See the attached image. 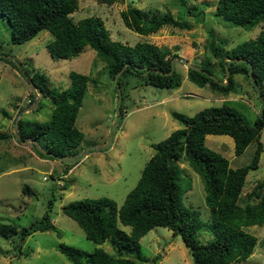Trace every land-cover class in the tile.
Listing matches in <instances>:
<instances>
[{
  "label": "rangeland",
  "instance_id": "obj_1",
  "mask_svg": "<svg viewBox=\"0 0 264 264\" xmlns=\"http://www.w3.org/2000/svg\"><path fill=\"white\" fill-rule=\"evenodd\" d=\"M186 2L197 4L202 12L198 16L187 14L181 0H116L111 4L97 0H78V7L71 15L75 20L86 15H98L104 20L113 39L129 44L148 40L172 52L177 51L176 55L195 65L208 58L213 63L215 74L225 78V73L218 64V57H214L207 47L211 37L208 30L212 29L216 41L223 45L225 51H229L237 43L256 37L264 27V19L251 28H245L215 15L217 0ZM128 4L149 13L170 11L175 17L187 19L192 27L180 29L164 25L156 32L141 34L127 27L121 18L120 10ZM50 39L52 34L43 29L30 40L13 43L10 39V25L6 18L0 16V134H5V137H0V222L14 224L20 230L41 220L48 211L59 231L35 230L23 240L18 234L20 232L9 237L0 235V264H74L59 249L58 243L61 241L88 251L100 246L112 254H119L109 239L96 243L87 238L79 224L62 211V204L76 198L108 196L120 205L154 152L152 144L182 126L172 116L173 110L192 115L206 106L226 103L237 108L252 124L263 106L247 75L235 73L234 88L224 95L208 85L199 86L190 80L188 66L175 60V69L180 72L182 79L180 86L176 88L145 84L142 78L133 75L126 78L122 87L124 112L119 123L110 132L117 106V88L107 71L106 63L88 45L74 57H53L46 46ZM5 58L11 59L14 64ZM17 63H20L28 75L34 69L44 73L49 87L53 89L69 87L71 71L89 75L86 92L75 119V125L84 133L81 143L76 147V153H85L69 163L71 167L65 176L59 173L61 169L64 172L65 162L56 161V157L40 156L36 151L38 156L28 154L24 145L34 149L31 142L15 144L20 147L18 152L11 148L14 136L21 142L13 131L18 111L34 103L36 97L40 96ZM32 98H35L34 101L29 103L28 100ZM16 101L21 108L14 112V119L9 122L3 115V110L13 109ZM52 107L49 96H40L36 108L21 113L23 129L28 131L30 128L27 121L49 120ZM110 134L111 141L105 148H88L91 144H105ZM259 139L263 144L259 165L249 169L246 175L243 191L238 199L241 204L246 202L250 189L258 181L264 180V127ZM205 145L220 152L229 159L230 166L236 167L250 161L256 141L250 142L240 154H235L234 141L230 135L208 133L205 135ZM52 160L55 166L52 165ZM179 164L183 168L182 175L189 179L191 185L182 196L183 202L198 208L200 218L205 222L209 221L211 215L205 202L200 174L186 160ZM58 180H67L68 187L63 189ZM25 184L34 192L24 193L22 186ZM52 195L54 199L48 206ZM118 224L127 232L130 230L129 225L121 222ZM245 229L257 237L256 245L246 259L233 264H264V223L249 225ZM196 237L204 242L211 239L213 234L203 226L197 231ZM140 243L142 253L148 260H137L139 264L192 262L191 253L182 237L173 234L166 226H153L141 236ZM129 256L135 258L133 254ZM155 257L156 261L153 262Z\"/></svg>",
  "mask_w": 264,
  "mask_h": 264
},
{
  "label": "trees",
  "instance_id": "obj_2",
  "mask_svg": "<svg viewBox=\"0 0 264 264\" xmlns=\"http://www.w3.org/2000/svg\"><path fill=\"white\" fill-rule=\"evenodd\" d=\"M97 1L111 4L116 0ZM181 3L189 15L198 16L202 12L195 3L188 4L186 0H181ZM77 7L78 0H0V16L6 18L10 25V39L13 43L30 40L39 31L46 29L52 34L46 46L53 57H74L88 45L106 63L107 71L113 79L116 72L126 64L118 78L121 88L130 75L142 78L145 84L168 88L180 86L181 74L175 65L174 70L167 74L154 70L158 68L169 71L170 60L177 51L172 52L148 40L129 44L113 39L100 16L91 14L75 20L71 13ZM214 13L233 24L251 28L264 19V0H217ZM120 15L127 27L141 34L156 32L164 25L180 29L192 27L187 19L175 17L170 11L149 13L132 4L121 9ZM208 31L211 37L207 47L214 57H218V64L224 73L226 56L243 58L244 61L227 60L229 75L226 84L223 83L225 78L215 74L213 63L208 58L197 65L207 70V73L188 67L189 79L199 86L208 85L227 95L234 88L233 75L242 73L249 77L251 64L264 97V27L256 37L237 43L229 51H225L223 45L216 41L212 29ZM29 76L32 85L38 86L44 95L50 97L52 115L47 121H27L30 123L28 131L23 129L20 117V137L36 138L46 150L52 152L51 155L44 154L31 143L43 157L75 154L84 136L75 125V119L86 92L89 75L71 71V85L62 89L50 88L47 77L38 70L34 69ZM123 97L122 93V100ZM34 99H29V103ZM122 100L119 118L124 112ZM171 114L182 126L152 144L154 152L120 205L108 196L76 198L62 204V211L79 224L87 238L96 243L109 239L120 252L112 254L100 246L88 251L59 242V249L74 264H139L137 260H148L142 253L140 238L155 225L166 226L173 234L182 237L192 256L191 264H233L251 254L257 237L245 227L264 223V180L258 181L250 189L246 202L241 204L238 199L249 169L259 165L263 150L259 138L264 127V103L252 124L237 108L226 103L206 106L192 115L176 110ZM208 133L230 135L234 141L235 154H240L250 142L256 141L250 161L241 166H230L227 157L205 145V135ZM0 137H5V134L1 133ZM182 160H186L201 176L205 202L211 215L207 222L200 218L198 208L186 205L182 200L183 194L191 186L189 179L182 175L183 168L179 164ZM64 165L66 173L71 165ZM68 185L65 180L60 186L64 189ZM22 191L28 194L34 192L27 184L22 186ZM253 197L257 199L253 200ZM53 199L54 195L48 206ZM119 222L129 225L130 230L127 232L121 228ZM203 226L213 234L211 239L204 242L196 237L197 231ZM47 229L59 232L48 211L41 220L20 230L14 224L0 222L1 236L9 237L20 232L18 234L22 240L35 230ZM129 254H133L136 259ZM152 261H156V257Z\"/></svg>",
  "mask_w": 264,
  "mask_h": 264
},
{
  "label": "water",
  "instance_id": "obj_3",
  "mask_svg": "<svg viewBox=\"0 0 264 264\" xmlns=\"http://www.w3.org/2000/svg\"><path fill=\"white\" fill-rule=\"evenodd\" d=\"M11 59H14V58L12 57ZM175 60H179V61L185 63L188 67H192V68H195V69H198V70H201V71L207 73V70L201 68L200 66H197V65H195V64L190 63L187 59H185V58H183V57H180V56H178V55H174V56L171 58V60H170V62H171V69H170L169 71H163V70H160V69H158V68H155L154 70L157 71V72L163 73V74L171 73V72L174 70V62H175ZM227 60H231V61H233V60L244 61L243 58H233V57H228V56H226V57L224 58V64H225V67H226V69H225V79H224V81H223L224 84L227 83L228 75H229V69H228V66H227ZM17 65H18L19 67H21V66H20V63H17ZM125 65H126V64H125ZM125 65H124V66H125ZM124 66H122V67L116 72V74H115V76H114V81H115V85H116V88H117V106H116V112H115V116H114V121H113V123H112V125H111V127H110V132H111V130L113 129V127L117 124V122H118V118H119V114H120V105H121V100H122V88H121V85H120V83H119L118 78H119V75L121 74L122 70L124 69ZM21 69H22V71L26 74L28 80H29L31 83H33L32 80H31V78H30V76L27 74V72H26L22 67H21ZM210 75L214 77L213 74H210ZM249 77H250V81H251L252 85L254 86V88H255V90H256V92H257V95L260 97V99H261L262 102L264 103V97H263V95H262V93H261V90H260V87H259V85L257 84L256 79H255V77H254V75H253V72H252V65H251V64H250V67H249ZM35 89H36V91L38 92V94H40V96H43V95H44V93L41 91V89H40L38 86H36ZM40 96H37V97H36L34 103H32V104H30V105H28V106H26V107H24V108H22V109H20V110L18 111L17 116H16V118H15V120H14V122H13V131H14L16 137H17L21 142H28V141H29V142L33 143V144L36 146V148H37L39 151H41L42 153L47 154V155H48V154L51 155L52 152H49V151L46 150L43 146H41V144L39 143V141H38L36 138H33V137H31V136H26V137L21 138V137H20V134H19L18 120H19V118H20L21 113H22V112H26V111H28L29 109L36 108V107L38 106V100H39ZM111 138H112V135L110 134V135H109V139H108V141H107L105 144H101V145L91 144V145H89L88 148H105V147L110 143ZM84 153H85L84 151H81V152H79V153H75V154H72V155H54V157L60 159L61 161L65 162V163H72V162H74V160H75L79 155H82V154H84Z\"/></svg>",
  "mask_w": 264,
  "mask_h": 264
},
{
  "label": "crops",
  "instance_id": "obj_4",
  "mask_svg": "<svg viewBox=\"0 0 264 264\" xmlns=\"http://www.w3.org/2000/svg\"><path fill=\"white\" fill-rule=\"evenodd\" d=\"M21 108V105H19V102H14V108L13 109H6V110H3V115H5L7 118H8V120H9V122L10 121H12L13 119H14V112L15 111H17L18 109H20ZM27 112V111H26ZM7 136H9L10 137V135H7ZM12 137H13V135H12ZM13 142H14V145L12 144V143H10V144H12V149H14L15 150V152H18L19 150H20V147L19 146H17V145H19V144H21L22 142H19V141H17L16 139H15V136H14V138H13ZM15 144H17V145H15ZM23 144V143H22ZM24 146H26V147H24V148H27V149H25L27 152H28V154H30V155H33V156H38L37 155V153L35 152V150L32 148V147H28V145H24ZM39 158H41V157H39ZM60 159H58L57 158V160L56 161H59ZM61 161V160H60ZM54 161L52 160V165L53 166H55V163H53ZM64 167H65V165H63V169H64ZM62 168V167H61ZM62 170V169H61ZM59 171V173H63V171Z\"/></svg>",
  "mask_w": 264,
  "mask_h": 264
},
{
  "label": "built area",
  "instance_id": "obj_5",
  "mask_svg": "<svg viewBox=\"0 0 264 264\" xmlns=\"http://www.w3.org/2000/svg\"><path fill=\"white\" fill-rule=\"evenodd\" d=\"M61 176H65V174L64 173H61ZM44 178H46V176H44ZM63 183H64V181L58 180V184L59 185H62Z\"/></svg>",
  "mask_w": 264,
  "mask_h": 264
},
{
  "label": "clouds",
  "instance_id": "obj_6",
  "mask_svg": "<svg viewBox=\"0 0 264 264\" xmlns=\"http://www.w3.org/2000/svg\"><path fill=\"white\" fill-rule=\"evenodd\" d=\"M64 173V172H63ZM64 174H66V173H64Z\"/></svg>",
  "mask_w": 264,
  "mask_h": 264
}]
</instances>
